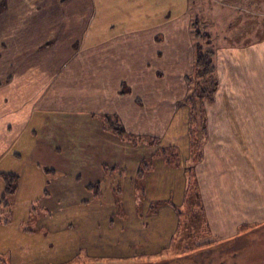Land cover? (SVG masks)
<instances>
[{"label":"rangeland","instance_id":"obj_1","mask_svg":"<svg viewBox=\"0 0 264 264\" xmlns=\"http://www.w3.org/2000/svg\"><path fill=\"white\" fill-rule=\"evenodd\" d=\"M177 2L178 5L171 6L172 12L184 5V0ZM12 4L16 5V0ZM254 7L258 11L256 25L261 34L264 0H257ZM19 8L20 15L26 16L33 10L31 6L28 10V7ZM88 13H91L90 7ZM24 22H19L18 31ZM159 24L156 22L154 26ZM101 36L105 38V34ZM92 37L90 29L88 38ZM61 40L60 45L52 40L50 46L59 45L56 47L59 49L64 44L66 48V38ZM20 42L19 38V45ZM8 45L4 42L3 49ZM90 45L87 40L80 48L89 50ZM139 46L135 48L138 53L133 55L130 69H123L125 65L120 64L119 57L117 60L112 57L113 61L104 57L100 58L101 64H108L95 70L98 76L93 70L79 67L76 72H67L66 93L49 103L35 105L46 109L41 113L33 111L26 135H18L19 143L15 142L0 159V173L18 174L12 192L6 195L9 207L3 209L0 205L1 232L15 239L20 225L35 230L34 236L19 237L18 246L9 248L10 252L0 248L1 264H264V224L240 227L238 234L225 242H213L212 237L204 236L195 240V234L204 233L202 220L197 218L188 224L190 219L185 215L186 225L173 239L176 215L165 205V200L170 198L174 202L176 194L183 190L182 166L188 155V137L187 115L184 116L180 107L171 118L167 101L174 100L183 91L172 79L175 72L170 62L172 49L167 47L168 53L156 56L154 48L143 42ZM84 56V63L95 64L90 55ZM114 56L117 55L114 53ZM124 78L132 90L120 88L118 93ZM97 81L100 84L98 106L95 104L92 108L94 104L88 101L89 87ZM81 83H87L88 89ZM105 83H109L107 89L103 87ZM76 89L87 93L76 98ZM184 90L186 96V86ZM76 99L81 102L77 104ZM106 105L109 110L123 111L121 116L127 131H135V135L144 138L124 140L105 129L99 115L108 110ZM4 138V144H8L17 136ZM160 149L178 152L181 166L174 169L176 157H171L170 164L165 162V165V152ZM139 166L143 174L138 176ZM95 183L99 187L90 189L89 185ZM3 185L0 177V194ZM92 218L96 222L92 223ZM7 219L8 225L4 226L3 221ZM39 226L51 231L50 236L38 230ZM23 239L28 242L24 243Z\"/></svg>","mask_w":264,"mask_h":264},{"label":"crops","instance_id":"obj_2","mask_svg":"<svg viewBox=\"0 0 264 264\" xmlns=\"http://www.w3.org/2000/svg\"><path fill=\"white\" fill-rule=\"evenodd\" d=\"M14 1L0 0V159L19 137L26 135L33 111L41 113L46 109L35 105L49 103L66 93L67 72H76L78 67L91 71L103 69L107 62L101 64L100 58L104 57L112 61V57L114 60L119 57L120 64L125 65L123 69H130L139 42L154 48L156 56L168 53L167 47L172 49L170 62L175 70L172 79L183 92L167 101L168 109L172 111L171 118L180 107L184 116L187 115V108L178 102L185 96L184 86L188 89L185 78L193 72L192 23H195L209 35L217 81L213 101L205 105L206 138L202 158L194 167L197 204L209 231L205 238L225 242L235 237L240 227L264 224V18L260 34L256 25L258 11L254 7L257 0H224L216 4L213 0H184L182 9L174 12L171 6L178 5V0H106L105 3V0H16L17 4L13 5ZM19 6L28 7L27 10L31 6L32 13L20 15ZM23 20L25 25L18 31L17 25ZM156 22L161 24L154 26ZM94 24H97L95 28ZM90 29L91 39L88 38ZM64 38V43L68 42L66 48L63 44L57 49ZM52 40H57L59 45L50 46ZM87 40L91 43L90 51L80 48ZM4 42L9 44L5 49ZM113 51L117 56L111 55ZM84 55H90L95 64L84 63ZM36 59L39 61L35 62ZM98 81L89 87L88 101L94 104L92 108L99 99ZM121 84H125L126 91L132 90L124 78L118 93ZM81 85L88 89L87 83ZM108 86L109 83L103 85L106 89ZM85 92L77 90L76 98ZM106 97L108 103L109 96L106 94ZM76 102L81 101L76 99ZM106 106L108 110L103 114H115L125 127L121 116L124 112L109 110ZM154 117H158L157 113ZM129 133L136 134L132 130ZM12 134L17 136L16 140L4 144V137ZM174 200V205L182 204L183 190ZM93 222L96 221L92 218ZM176 224L177 217L173 229ZM20 229L15 239H11L0 228V248L10 252L9 248L18 246L19 237L35 235V230L21 226ZM38 230L46 231L47 236L51 234L46 227L39 226Z\"/></svg>","mask_w":264,"mask_h":264},{"label":"trees","instance_id":"obj_3","mask_svg":"<svg viewBox=\"0 0 264 264\" xmlns=\"http://www.w3.org/2000/svg\"><path fill=\"white\" fill-rule=\"evenodd\" d=\"M192 36L195 46L193 72L190 76L185 78L188 86V92L186 96L178 102L179 105L187 108L186 135L188 137V156L185 164L182 166L183 200L182 204L177 206L174 205L169 198L168 200H165V205L170 206L177 217V224L174 228L173 239L175 234L178 233L184 225H186L185 215H187L190 219L187 222L188 224L191 222L194 223L197 218L202 220L204 233L195 234L194 236V239L198 240L202 236L206 237L209 234V231L204 223L201 207L197 204L198 188L194 175V167L202 158V148L206 138L205 105L213 101V94L217 87V81L214 76V51L209 46V35L199 29L195 23H192ZM121 89L122 91L127 90L125 84H121ZM99 117L102 118V123L105 129L109 130L120 139L128 140L135 138L136 140H139V138H144L141 135L138 136L127 132L124 125L115 114H101ZM160 150L165 152V156L163 158L164 163H169V159L171 157H176L177 160L174 161L173 165L174 169L181 166L180 154L178 152L175 153V150H173L171 153L170 151H166V149ZM151 164L152 163H149V165ZM142 170V166H139L137 169L138 176L143 174ZM0 177L2 178L4 184L3 190L0 194V205H2L3 209H5L9 207V203L6 201V195L12 192L14 187L13 183L17 182L18 174L14 172H1ZM89 187L90 189L96 190V188L99 187V183L89 185ZM149 206L151 207V205ZM8 221L9 220L7 219L3 222L8 223ZM22 223L26 222H21V224ZM20 226L23 227L22 225Z\"/></svg>","mask_w":264,"mask_h":264},{"label":"built area","instance_id":"obj_4","mask_svg":"<svg viewBox=\"0 0 264 264\" xmlns=\"http://www.w3.org/2000/svg\"><path fill=\"white\" fill-rule=\"evenodd\" d=\"M223 0H217V2H222Z\"/></svg>","mask_w":264,"mask_h":264}]
</instances>
